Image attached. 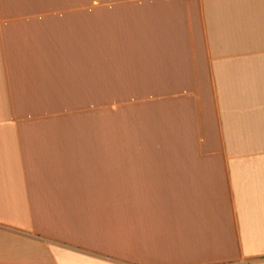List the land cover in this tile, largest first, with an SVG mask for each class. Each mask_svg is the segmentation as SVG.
Wrapping results in <instances>:
<instances>
[{"label":"crops","instance_id":"crops-1","mask_svg":"<svg viewBox=\"0 0 264 264\" xmlns=\"http://www.w3.org/2000/svg\"><path fill=\"white\" fill-rule=\"evenodd\" d=\"M94 2L0 0V264H264V0Z\"/></svg>","mask_w":264,"mask_h":264},{"label":"rangeland","instance_id":"rangeland-1","mask_svg":"<svg viewBox=\"0 0 264 264\" xmlns=\"http://www.w3.org/2000/svg\"><path fill=\"white\" fill-rule=\"evenodd\" d=\"M95 0H87V4L89 5V4H91V5H94V2ZM114 1V0H113ZM117 2H119V3H123V2H126L127 0H116ZM101 2V1H100ZM121 12V14H123L124 12H122V11H120ZM105 33V32H104ZM104 37V36H103ZM92 38H93V36H92ZM104 40H105V38H104ZM93 45H94V40H93ZM130 67V66H129ZM105 72V71H104ZM86 103H88V101L86 102ZM88 105V104H87ZM123 110H125V109H123ZM93 115L94 114H92V115H89V116H91V118H93ZM87 123V127L89 128V127H92L93 128V123L90 125V123H88V122H86ZM119 137H120V140H119V143H122V144H124V143H126L128 140H127V137H126V135H124V132H122V133H120L119 134ZM123 155H126V157L127 158H130V156H129V154L128 153H125V154H123ZM120 158H121V156H120ZM131 160V159H130Z\"/></svg>","mask_w":264,"mask_h":264}]
</instances>
